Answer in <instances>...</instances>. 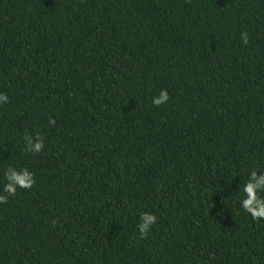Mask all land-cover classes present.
I'll return each mask as SVG.
<instances>
[{"label":"trees","instance_id":"1","mask_svg":"<svg viewBox=\"0 0 264 264\" xmlns=\"http://www.w3.org/2000/svg\"><path fill=\"white\" fill-rule=\"evenodd\" d=\"M0 91V264H264V0H0Z\"/></svg>","mask_w":264,"mask_h":264},{"label":"clouds","instance_id":"2","mask_svg":"<svg viewBox=\"0 0 264 264\" xmlns=\"http://www.w3.org/2000/svg\"><path fill=\"white\" fill-rule=\"evenodd\" d=\"M240 37L243 39V44L249 43V33L247 31H241ZM170 99L167 89L159 90L158 94L152 97V104L154 106L165 105ZM9 101V95L6 92L0 91V106L6 105ZM51 119V118H50ZM55 124V121H51ZM29 147L36 152H39L43 147L42 142H36L29 144ZM7 179V183L3 185V192L0 193V204L6 203L10 196H14L19 188L30 189L35 184L34 172L27 167L15 168L10 167L3 173ZM242 198H239V204L242 209L250 214L255 219L264 218V171H257V168H253L248 173V179L243 184ZM145 223L139 226V232L141 235L146 234L149 223L156 225L159 221L157 215L150 213H142Z\"/></svg>","mask_w":264,"mask_h":264}]
</instances>
